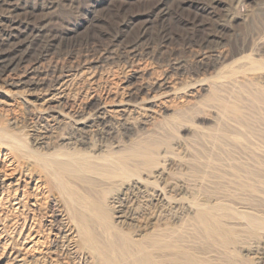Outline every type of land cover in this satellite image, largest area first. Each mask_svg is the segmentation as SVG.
I'll return each instance as SVG.
<instances>
[{"label": "bare ground", "instance_id": "6f19581e", "mask_svg": "<svg viewBox=\"0 0 264 264\" xmlns=\"http://www.w3.org/2000/svg\"><path fill=\"white\" fill-rule=\"evenodd\" d=\"M27 1L33 5L0 0V264H243L241 252L264 249V202L255 199L264 192V151L255 153L246 135L235 139L238 121L248 116L240 93L219 97L229 115L215 114L219 134L207 143L209 155L175 158L169 139H177L173 125L183 121L180 106L190 101L168 72L154 76L140 63V40L117 52L136 67L98 92L76 87L83 76L94 80L89 62L63 75L56 63L38 76L39 62L59 59L52 45L58 33L46 11L61 0ZM203 2L209 10L217 4ZM251 63L255 69L256 61ZM129 75L139 84L125 87ZM199 87L190 89V98L204 89ZM13 98L21 100L35 126L30 135L16 128L15 119L2 120L17 106ZM158 122L169 124V138L162 142L151 137ZM66 126L71 131L58 134ZM139 128L149 134L146 139L114 140L119 132Z\"/></svg>", "mask_w": 264, "mask_h": 264}, {"label": "rangeland", "instance_id": "374dc122", "mask_svg": "<svg viewBox=\"0 0 264 264\" xmlns=\"http://www.w3.org/2000/svg\"><path fill=\"white\" fill-rule=\"evenodd\" d=\"M21 1L22 6L25 5V1L29 6L33 5L27 0H18L17 3L13 0V3L19 4ZM216 3V7L213 6V9L209 10L203 9L205 6L203 0H61L52 9L46 11L47 16L52 20L53 29L56 34L58 33V38L52 45L53 48L56 47L55 52L59 53L56 58L59 59L49 57L39 62L36 65L37 75L56 63L60 65V75L75 73L76 67L78 71L79 68H83L82 65L89 62L86 67H90V72H96L94 80L92 81L87 75L83 76L81 79L78 78L76 87L80 90L85 89L88 93L93 88L98 92L105 82L114 81L115 78H118V82L122 80L121 74L125 70L136 67V63L132 64L133 67L130 66L131 60L117 52H123L122 47L129 42L140 40L139 45L143 50L140 63L146 64L149 72L154 76L168 72L179 89L178 93L181 91L179 94L190 101L186 107L180 106L183 109L179 115L183 116V121L178 120L179 124L176 123L175 127L173 125L172 136L177 139H169L175 158L197 161L209 155L207 151L209 141L213 140V134L214 136L219 134L218 130H215L217 127L215 114L224 111L225 116L229 115L223 110L219 97L230 94L236 98L239 93L238 98L243 105H248L246 106L248 110L245 112L246 116L248 114V121H251V127L247 119L246 124L238 121L239 125L236 123L235 126H239L237 131L240 132L235 139L243 141L242 138L246 135L244 141L250 140L253 144L255 142V153L258 154L262 148L264 151L262 125L264 121H261L264 120V104L261 97L263 95L264 98V0H216ZM40 6L35 11L37 17L41 16ZM220 25L223 26V31H219ZM90 47L99 49L95 53L88 54L85 51ZM251 61H256L255 69ZM246 63L249 65L247 66ZM251 64L252 70L249 69ZM82 71L88 74V71ZM250 72L258 73L259 78L251 79ZM228 74L231 76L230 79ZM147 78L148 75L144 79ZM125 82L124 86L129 88L138 85L140 81L130 77ZM201 85H204V89L199 91L194 99L190 98L189 91H192L190 89L200 88ZM207 86L210 89L205 90ZM219 89L223 91H216ZM13 99L17 101V106L7 113L4 112L5 117L2 120L6 124L8 119H15L16 128L22 131L23 135L32 134L35 126L28 112L19 98ZM217 99L220 101H216ZM172 101L178 103L177 99ZM169 116L171 113H165L162 117ZM220 116L222 117V114ZM225 116L223 118H226ZM168 128V123L158 122L151 130L154 133L151 137L154 141L162 142L163 139L169 138ZM249 128L256 132L251 133ZM69 131H71L70 127L66 126L58 130V134ZM148 135L144 129L139 128L132 134L119 132L114 140L127 143L132 139H146ZM26 139L27 147L30 148L31 140ZM257 141L260 143L258 144ZM174 172L179 173V171ZM255 199L264 202V192ZM261 241H264L263 236ZM247 242L251 243V241ZM258 246H261L260 250L255 254L243 251L238 255L239 259L245 260L243 264H264V249L262 245ZM196 256L213 258L208 253L205 255L196 253ZM214 262L231 264L219 259Z\"/></svg>", "mask_w": 264, "mask_h": 264}]
</instances>
